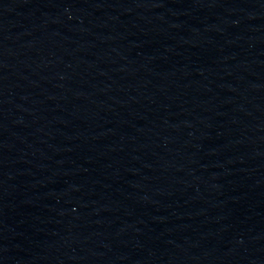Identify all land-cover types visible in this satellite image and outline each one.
I'll use <instances>...</instances> for the list:
<instances>
[{
  "label": "water",
  "instance_id": "1",
  "mask_svg": "<svg viewBox=\"0 0 264 264\" xmlns=\"http://www.w3.org/2000/svg\"><path fill=\"white\" fill-rule=\"evenodd\" d=\"M0 264H264V0H0Z\"/></svg>",
  "mask_w": 264,
  "mask_h": 264
}]
</instances>
